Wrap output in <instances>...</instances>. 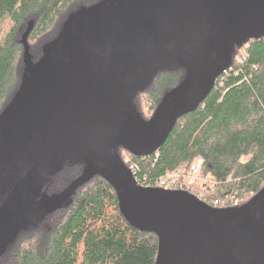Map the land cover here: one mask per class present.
<instances>
[{"label": "water", "instance_id": "95a60500", "mask_svg": "<svg viewBox=\"0 0 264 264\" xmlns=\"http://www.w3.org/2000/svg\"><path fill=\"white\" fill-rule=\"evenodd\" d=\"M262 37L264 0H117L88 21L68 54L75 78L86 73L100 91L91 106L102 112V101L132 100L160 70L186 74L147 121L114 108L72 128L50 120L62 90L47 78L62 75V53L57 70L39 71L24 34V72L38 98L24 96V110L0 120V160L13 146L32 164L0 205V248L50 177L67 161L84 158L78 183L98 175L113 188L130 226L157 236L155 264H264V187L238 208H213L186 191L136 185L118 156L119 148L135 157L155 154L229 68L234 47Z\"/></svg>", "mask_w": 264, "mask_h": 264}, {"label": "trees", "instance_id": "16d2710c", "mask_svg": "<svg viewBox=\"0 0 264 264\" xmlns=\"http://www.w3.org/2000/svg\"><path fill=\"white\" fill-rule=\"evenodd\" d=\"M97 2L0 0V116L21 81L20 30L28 26L24 34L29 44L53 29L72 7ZM239 45L240 58L235 61L232 56L231 67L216 79L195 111L177 120L161 148L151 156H134L139 178L150 186L167 172L190 168L199 157L200 175H211L213 181H194L181 189L208 205L235 199L242 206L264 187V37ZM23 58L24 47V65ZM185 74L184 68L160 70L134 100L145 93L155 110ZM135 107L141 113L138 103ZM68 162L43 186L56 179ZM73 189L71 201L58 217L53 215L50 228L41 233L28 228L14 241L11 238L0 250V264L156 263L157 236L130 226L119 211L115 191L103 178L95 175Z\"/></svg>", "mask_w": 264, "mask_h": 264}, {"label": "rangeland", "instance_id": "374dc122", "mask_svg": "<svg viewBox=\"0 0 264 264\" xmlns=\"http://www.w3.org/2000/svg\"><path fill=\"white\" fill-rule=\"evenodd\" d=\"M116 1L117 0H100V2H97V4L95 3L92 6L87 5L84 8L72 7L70 11L64 14L62 20L59 21L53 29L35 41L29 40L28 45L30 47V54L33 63L35 64V68L39 71H45L47 68L57 70L60 65L57 56L60 53L69 50L75 44L83 29L86 28L88 21L93 20L100 14L114 8ZM27 28L28 26L26 25V27L24 26L20 30L18 33V40H21V37L23 38ZM241 48V45L235 47L231 57L239 55L241 53ZM22 56L23 47L20 52V74L22 86L20 83L12 99L5 106L3 113L0 116L1 121H6L12 114H20V112L24 110V96L29 95V93L34 91L33 83L28 79L24 72ZM85 85L87 102L85 101V97L76 91L73 92L75 93L74 105L70 106L68 96L61 102L63 103V108L59 110L58 115H62L63 111L72 113L74 110V113L70 118H65L73 125H78L86 120L89 121L93 117L102 114L97 112L90 103L91 98H99L100 100V91L98 92L97 87L89 77L85 79ZM148 97L145 93L140 96L138 95L135 100L134 98L132 100L129 99L122 104L120 109L135 112L134 110H137L135 103H138V109L141 112L140 114L146 120L150 119L154 113V106L149 103L147 99ZM113 105L118 106L117 103L112 104L111 106ZM103 107H105L104 112H108L111 109L110 106L106 104H103ZM84 163V158L81 160H69L67 166L59 173L57 178L48 182L37 192L36 196L27 204V209L21 211L17 216L12 229L0 250L11 238H14V241L17 234L25 229L32 228L41 233L50 228L49 225L59 216L58 213L61 209L71 201V195H73L72 193L75 190L73 188L78 184L79 180L86 172V170L82 172ZM31 164L32 162L22 158L13 146L7 148L0 160V205L20 176L31 166ZM166 189L169 190L168 188ZM53 215L56 217H53Z\"/></svg>", "mask_w": 264, "mask_h": 264}, {"label": "built area", "instance_id": "2783aa9c", "mask_svg": "<svg viewBox=\"0 0 264 264\" xmlns=\"http://www.w3.org/2000/svg\"><path fill=\"white\" fill-rule=\"evenodd\" d=\"M239 58H240L239 55L235 56V61H237ZM231 65H232V59L230 60L229 67H231ZM118 156L122 164H124V166L130 172L135 184L143 188H159V189H165V190H167L166 188H168L169 190H172V191H184L181 188L186 183H192L194 181L195 182H212L213 181V178L211 175H208L206 177H202L200 175V166H201L202 160L201 158L198 157L190 168H182L176 171L167 172L165 176L159 178L155 182L154 186H150L147 182H145L146 181L145 179L139 178L138 176L139 167L136 161L134 160V156L131 153L124 150L123 148H119ZM195 196L201 200L200 196L198 195H195ZM209 206L213 208H219V209H230V208H238L240 207V204L238 200H235V199L230 200V201L216 200L214 201L213 205H209Z\"/></svg>", "mask_w": 264, "mask_h": 264}, {"label": "flooded vegetation", "instance_id": "af4514ba", "mask_svg": "<svg viewBox=\"0 0 264 264\" xmlns=\"http://www.w3.org/2000/svg\"><path fill=\"white\" fill-rule=\"evenodd\" d=\"M70 50L71 49H69V50H67V51H65V52H63L61 54L62 55L61 57H62V59L64 61V67H65V69L63 67L62 75L59 76L58 78H55L54 80H51V79L47 78L46 76L45 77L48 80L54 82L55 84H60L61 85V90H62L61 91V96H60V101H59L58 105L56 106V108L54 109V111L51 114V117H50L51 122L56 124V125H58V126L77 128V127H80L81 125H83L84 123H86L88 121L86 120L85 122H82V123H80L78 125H73V124L69 123L65 118H67V117L70 118L71 115L74 113V110H73L72 113H68V112L63 111L62 115H58L59 110L61 108H63V106H62L63 103H61V102L67 96H68V101L70 103V106L75 104V93H73L75 91L78 92L79 94L83 95L85 97V101L87 102V93H86L85 79L88 78V75L86 73H84L82 76H80V78H75V75L77 74V71H76L75 67L71 64V62L68 59V54H69ZM67 68H68V70H67ZM97 90H98V88H97ZM98 92H99V90H98ZM26 98L28 99V102L29 101H33V100L36 101V99L38 98L36 90L34 91V94L26 95ZM96 100H99V98L96 99ZM125 102L126 101H114V100H111V99L106 100V101H102L103 104H106V105L110 106L111 109L108 112H104L105 111V107H103V111L102 112L97 111V112L102 113V114L98 115V116H95L93 118L104 116V115H108L110 113V111L112 109H114V108H117V109H119L122 112H129L127 110L120 109L122 104H124ZM116 103H117L118 106H116V105L111 106L112 104H116ZM134 111L137 114H139L142 117V119L146 120L139 112H137V110H134ZM147 120H149V119H147Z\"/></svg>", "mask_w": 264, "mask_h": 264}]
</instances>
